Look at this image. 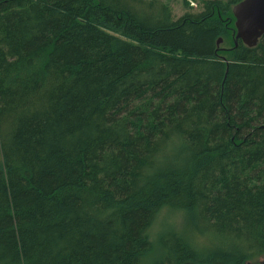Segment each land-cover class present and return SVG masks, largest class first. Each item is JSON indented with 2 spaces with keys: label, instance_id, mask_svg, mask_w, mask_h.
Wrapping results in <instances>:
<instances>
[{
  "label": "trees",
  "instance_id": "16d2710c",
  "mask_svg": "<svg viewBox=\"0 0 264 264\" xmlns=\"http://www.w3.org/2000/svg\"><path fill=\"white\" fill-rule=\"evenodd\" d=\"M239 1L0 0V264L264 257V35L235 41ZM164 207L182 225L153 241Z\"/></svg>",
  "mask_w": 264,
  "mask_h": 264
},
{
  "label": "water",
  "instance_id": "95a60500",
  "mask_svg": "<svg viewBox=\"0 0 264 264\" xmlns=\"http://www.w3.org/2000/svg\"><path fill=\"white\" fill-rule=\"evenodd\" d=\"M234 17V39H240L246 46H255L264 35V0H240L232 6ZM222 38L217 39V46ZM236 44V42H235Z\"/></svg>",
  "mask_w": 264,
  "mask_h": 264
},
{
  "label": "rangeland",
  "instance_id": "374dc122",
  "mask_svg": "<svg viewBox=\"0 0 264 264\" xmlns=\"http://www.w3.org/2000/svg\"><path fill=\"white\" fill-rule=\"evenodd\" d=\"M168 3L171 9V13L173 18L179 17L186 10H197L199 8L198 0H185L189 3L190 7H187L184 4V0H164ZM222 47H227L226 43H221ZM182 213L177 210H171L168 207H164L157 214L155 221L152 227L149 230V237L151 240H155L158 236L159 232L169 228L176 227L181 228L183 217ZM157 254L150 255L148 258H145L142 261V264H150L153 258H155ZM247 264H264V257L257 259L255 262H248Z\"/></svg>",
  "mask_w": 264,
  "mask_h": 264
}]
</instances>
